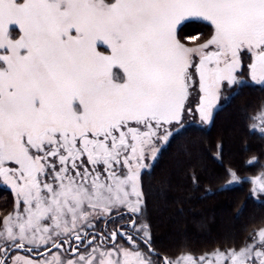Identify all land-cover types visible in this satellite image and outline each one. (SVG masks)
<instances>
[{"label": "snow or ice", "instance_id": "obj_1", "mask_svg": "<svg viewBox=\"0 0 264 264\" xmlns=\"http://www.w3.org/2000/svg\"><path fill=\"white\" fill-rule=\"evenodd\" d=\"M193 19L210 31L185 33ZM243 50L264 87V0H0V180L14 194L0 264H203L152 248L142 173L191 127L192 90L207 125L250 86ZM226 175L219 190L241 180ZM252 195L264 197V174ZM113 215L125 223L108 230ZM254 231L207 264H264Z\"/></svg>", "mask_w": 264, "mask_h": 264}, {"label": "trees", "instance_id": "obj_2", "mask_svg": "<svg viewBox=\"0 0 264 264\" xmlns=\"http://www.w3.org/2000/svg\"><path fill=\"white\" fill-rule=\"evenodd\" d=\"M202 23L185 22L182 30L207 32L210 26ZM248 85L214 114L208 127L191 125L142 173L152 248L161 256L200 257L236 249L264 227V197L252 195L254 178L264 174V87ZM228 170L241 180L219 190L230 179ZM193 171L198 184L191 179ZM13 208V192L0 186V228Z\"/></svg>", "mask_w": 264, "mask_h": 264}, {"label": "rangeland", "instance_id": "obj_3", "mask_svg": "<svg viewBox=\"0 0 264 264\" xmlns=\"http://www.w3.org/2000/svg\"><path fill=\"white\" fill-rule=\"evenodd\" d=\"M193 20H196V19H193ZM196 21H200V20H196ZM202 22V21H201ZM202 24H206V25H208V26H210L209 25V23L208 22H206V21H203V23ZM205 27H207V26H205ZM207 30L208 31H210V27L209 28H207ZM191 34H193V33H191ZM194 34H196L195 32H194ZM241 61H242V67H241V69H240V71H239V74L242 76V78H244V79H246L247 80V83H251V84H255L254 82H252L251 80H250V78H249V76H250V73H249V70H248V67H247V65L251 62V57H250V53L249 52H247V50H243L242 52H241ZM114 71H116L115 69H114ZM194 79H196V80H198V76H196L195 74H194V77H193ZM195 87H197V86H194V88ZM199 102V96H198V93H197V91L196 90H192L191 91V94H190V96H189V101L187 102L188 104H189V106H191L192 108H193V115H190L189 116V122H190V124L191 125H193V126H199V127H208L210 124H207V125H201L200 124V122H199V116H198V114H196L195 113V107H196V104ZM263 127V128H262ZM260 129H262L263 131H264V126H262V124L260 123ZM0 186H3V187H6V188H10V186L9 185H7V184H5L2 180H0ZM11 189V188H10ZM115 217V215H113V217L112 218H114ZM126 219H127V217H126ZM118 221H120V220H118ZM117 221V222H118ZM113 223V224H112ZM115 223L114 222H111L110 223V225L108 226V230H110V228H115ZM101 227H103V225H101ZM110 227V228H109ZM3 228H4V225L0 228V231H2L3 230ZM255 238H256V240H257V242H258V236H256V234H255V236H254ZM134 239H136V237L134 236L133 237ZM118 244H120V245H123L124 247H133L126 239H124V238H122L121 236H118L117 237V241H116ZM253 242V240H251V241H249V242H247V243H249V244H251ZM186 242H184V244H185ZM137 244H139L140 245V247L145 251V252H148V249L147 248H144V246H143V244L141 243V241L140 240H137ZM242 246H244V245H242ZM242 246H240V247H242ZM50 247V246H49ZM239 247V248H240ZM239 248H236L237 250L239 249ZM44 249L43 248H41L40 249V252H42ZM82 251H83V249H81ZM220 251H225V250H220ZM35 252V251H34ZM57 252V250L56 249H54L53 251H51V252H49V253H47L46 255H43V256H41V257H38V258H44L45 256H51L52 254H55ZM213 253V252H212ZM212 253H210V254H208V255H205V261L203 262V264H207V262H208V260H215V258L212 256ZM13 255H16V254H19V255H21V256H29V254L27 253V252H19V253H16V252H13L12 253ZM151 254V253H150ZM184 255H187V254H184ZM182 255H180V256H178L177 258H172V260H175V259H178V258H180ZM194 257V256H193ZM29 258H33V259H37V257H33V256H31L30 255V257ZM194 258H199V257H194ZM153 259H157V257L156 256H153Z\"/></svg>", "mask_w": 264, "mask_h": 264}, {"label": "water", "instance_id": "obj_4", "mask_svg": "<svg viewBox=\"0 0 264 264\" xmlns=\"http://www.w3.org/2000/svg\"><path fill=\"white\" fill-rule=\"evenodd\" d=\"M118 236H120V235L118 234L117 237H118ZM54 249H55V248H51V246H50L49 249H48V251L43 250L42 252H40V256H39V257H41V256H43V255H46L47 253L53 251ZM21 252H27V251L21 250ZM27 253H28V252H27ZM28 254H29V253H28ZM30 255L33 256V257H37V258H38L37 253L34 252V251H33Z\"/></svg>", "mask_w": 264, "mask_h": 264}, {"label": "flooded vegetation", "instance_id": "obj_5", "mask_svg": "<svg viewBox=\"0 0 264 264\" xmlns=\"http://www.w3.org/2000/svg\"><path fill=\"white\" fill-rule=\"evenodd\" d=\"M118 219L116 218V216L114 217V218H112V222H114L115 223V228H117V227H119L121 224H123V223H125V221H118ZM110 223L111 222H109V223H107V228H108V226L110 225ZM113 224V223H112ZM110 228V227H109ZM111 229H113V228H110V230ZM105 234H107V232L105 233Z\"/></svg>", "mask_w": 264, "mask_h": 264}]
</instances>
